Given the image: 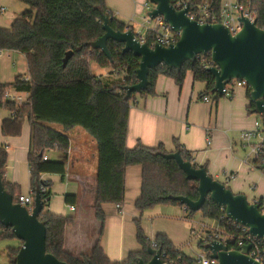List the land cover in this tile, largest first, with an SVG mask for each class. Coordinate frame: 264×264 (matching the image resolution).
<instances>
[{"label": "trees", "instance_id": "trees-1", "mask_svg": "<svg viewBox=\"0 0 264 264\" xmlns=\"http://www.w3.org/2000/svg\"><path fill=\"white\" fill-rule=\"evenodd\" d=\"M27 7L13 20L8 28L0 27V49L16 50L24 54L27 63L26 75H16L11 82H0V96L13 89L29 93L28 100L20 105L6 103L4 108L13 114L3 119L1 130L4 135H17L22 122H30V147L27 154L29 164L30 190L34 193L41 186L43 208L38 215L46 227V251L68 264H138L141 258L147 262L150 258L147 247L152 242L162 251L172 256L181 255L179 264H193V257L182 251H175L176 246L163 233H156L148 238L140 225V218L134 219L136 240L141 250L130 251L122 261H111L100 246L105 213L104 203L120 204L124 200L125 169L127 166L141 167L140 195L134 206L140 216L159 204H176L184 207L170 196H186L192 200L198 198L197 181L186 178L184 172L173 159H166L161 152H166L161 144L150 147L137 142L133 147L125 145L126 118L130 101L136 95L154 93L157 76L171 77L181 85L187 71L193 77L206 83V92L212 91L214 77L196 59L194 64L184 61L181 69L169 68L159 64L149 70L148 86L140 93H132L125 98V87L136 83V69L139 57L132 51H122L123 43L107 40L111 53L110 61L104 53L90 46V43L103 34L101 12L108 19L111 27L125 30L127 23L116 19L106 5L105 0H19ZM191 5L203 1L212 2V7L219 10L223 0H187ZM256 24L264 29V0H253ZM72 51L65 66L64 58ZM101 67H110L120 78L102 79L91 72V63ZM248 112L254 109L247 87ZM218 96L219 94L216 93ZM3 106L0 104V108ZM264 121V116H263ZM56 123L65 129L79 126L97 140L98 170L97 184L94 190L93 213L98 221L97 238L87 252L75 254L63 249L65 229L75 220L73 215L53 214L46 209L50 200V182L43 181L44 173L65 174L66 158L69 148L68 136L50 124ZM47 150H57L63 154L59 161L43 160ZM184 160H193L191 153L176 143ZM7 151L0 145V176L4 188L18 202L19 185L5 179ZM74 194H66L65 202L74 203ZM199 212L207 219L218 218L222 213L220 206L207 197ZM193 213L192 211L190 214ZM0 238H16L9 226L0 223ZM17 246L8 247V264H15V256L22 241ZM201 249L204 244L199 241Z\"/></svg>", "mask_w": 264, "mask_h": 264}, {"label": "crops", "instance_id": "crops-1", "mask_svg": "<svg viewBox=\"0 0 264 264\" xmlns=\"http://www.w3.org/2000/svg\"><path fill=\"white\" fill-rule=\"evenodd\" d=\"M145 1L105 0L107 7H116V11H112L115 17L120 15L126 23L141 14ZM226 1L229 0H223ZM26 7L19 0H0V27L8 28ZM110 71L113 73L112 68ZM26 73L24 54L16 50L0 49V82H11L16 75ZM246 89L229 85V94L216 96L212 91L206 92V83L195 79L190 70L186 72L181 85L171 77L159 75L155 80L153 94L136 95L130 101L125 145L133 147L141 142L156 147L161 144L166 152H170L176 151L178 143L191 153L193 162L197 166L206 167L214 179L225 182V173L235 172V177L226 181L234 193L245 194L246 186L256 183L258 191L262 192L258 197H264V172L260 167L244 162L246 151L241 147L240 131L251 126L252 115H256L254 109L252 112L247 110L249 101ZM204 95L208 100L203 99ZM10 116L8 108L0 109V145L7 151L5 179L18 184L21 195L29 196L31 190L27 154L30 147V122L28 119L22 122L19 134L4 135L1 130L2 121ZM50 126L68 136L69 148L64 175L49 172L41 175L44 181L50 182L48 211L74 216L75 224L65 229L63 249L81 254L90 249L98 232L99 223L93 213L98 170L97 140L79 126L69 129L56 123ZM45 155L53 161L63 157L57 150H50ZM124 187V200L119 208L114 203L102 204L105 220L100 246L111 261H122L130 251L141 250L134 225V219L140 215L134 206L141 187L139 165L126 167ZM66 194H74L77 199L74 203H66ZM253 197L257 195L252 194L250 198ZM58 198L64 202V208L53 205ZM68 205H73L74 209H69ZM84 207L91 210L92 218L85 220L86 217L81 216ZM179 208L182 218H187L185 208ZM177 224L180 226L179 232L164 226L156 230V233L165 234L176 247L183 239L191 237L193 227L192 223ZM154 236L152 234L150 238ZM18 240L14 246L19 244Z\"/></svg>", "mask_w": 264, "mask_h": 264}, {"label": "water", "instance_id": "water-1", "mask_svg": "<svg viewBox=\"0 0 264 264\" xmlns=\"http://www.w3.org/2000/svg\"><path fill=\"white\" fill-rule=\"evenodd\" d=\"M153 7L147 11L151 18L162 16L173 31L179 33L175 43L163 46H149L140 42L131 29L116 30L108 17L101 12L103 34L90 43L100 49L111 61L107 40L122 42V51H132L139 57L136 69V83L126 86L125 98L132 93H140L148 86L149 70L159 64L169 68L181 69L184 61L194 64L197 55L210 53L213 65L206 68L214 77L212 93L223 95L225 85L232 79H242L250 89V99L254 103V112L264 113V29L253 21L240 15L241 29L232 34L228 27L220 22L200 23L190 18L188 8L176 9L170 0H148ZM72 51L67 52L65 66ZM162 157L173 159L184 172L186 178L197 181L198 198L192 200L186 196H170L192 212L201 209L207 197L220 207H224L228 218L248 227L252 235L264 241V213L258 205L248 203L244 193H234L224 182L214 179L204 166H194L184 160L179 150L161 152ZM34 206L31 211L18 202L3 186L0 176V223L9 226L17 239L22 241L15 256V264H68L46 251V227L38 218L43 208L41 194L33 193ZM210 251V257L218 264H260L246 254L249 245L239 250H229L223 243L213 240L204 245ZM150 258L147 262L138 260V264H165L161 258V249L147 247ZM88 264H91L90 262Z\"/></svg>", "mask_w": 264, "mask_h": 264}, {"label": "built area", "instance_id": "built-area-1", "mask_svg": "<svg viewBox=\"0 0 264 264\" xmlns=\"http://www.w3.org/2000/svg\"><path fill=\"white\" fill-rule=\"evenodd\" d=\"M176 9L188 8V16L196 19L200 23L205 21L220 22L228 29L232 34H235L241 29L242 23L238 20L240 15L247 17L253 21L256 19L255 9L252 8L253 0H229L223 2L222 7L219 10L212 7V2L203 1L191 5L187 0H170ZM144 7L149 11L153 4L148 0L144 2ZM134 23V24H131ZM131 29L136 38L140 42H146L149 46L154 44H160L167 46L175 43L178 39L179 33L173 31L169 24L164 21L162 16H156L151 18L147 13L142 16L141 22H136L131 19L126 26V29ZM196 59L199 63L207 68L213 65L210 57V53H204L197 55ZM28 76L24 77L27 81ZM229 85L246 87V82L242 79H232L224 87V94H229ZM29 93L26 91H16L13 89L7 90L2 96H0V104L4 107L6 103H15L20 105L28 100ZM204 100H208L206 95L203 96ZM257 119L252 128L243 129L240 131L241 147L245 149L246 155L244 162L252 166H258L264 172V113H257ZM13 111H11V115ZM47 156H43V160H46ZM232 177V173H231ZM42 179V177H41ZM43 180V179H42ZM226 181L230 180L226 176ZM44 181V180H43ZM226 181L224 182L226 184ZM39 191L45 192L46 188L41 186ZM18 203L25 205L29 211L34 206L33 193L29 196L17 195ZM248 203L258 205L261 213H264V197L248 198ZM119 208L120 204H116ZM69 209L73 210V205H68ZM187 213V219L193 224L191 234L200 238V242L206 245L210 241L216 240L227 246L229 250H239L243 245H249V249L246 254L258 261L260 264H264V241L262 238L252 235L249 232L248 227L230 219L225 213L224 207H220L222 213L218 218L214 219H199L196 220L194 212L190 214V210L184 207ZM152 247L156 248V243L152 242ZM160 249V248H159ZM175 251L180 252L179 247L175 248ZM210 251L207 249H201L199 252H195L193 257V264H218L216 258L210 257ZM161 258L165 264H179L181 261V255L178 253L175 256L161 250Z\"/></svg>", "mask_w": 264, "mask_h": 264}, {"label": "rangeland", "instance_id": "rangeland-1", "mask_svg": "<svg viewBox=\"0 0 264 264\" xmlns=\"http://www.w3.org/2000/svg\"><path fill=\"white\" fill-rule=\"evenodd\" d=\"M108 8L109 10L113 12L116 11V7H113V8L108 7ZM146 13H147V8L143 7L141 14L137 15L134 20L136 22H141L142 16L145 15ZM116 19H118L121 22L126 23L125 20L122 17H120V15L119 16L117 15ZM91 72L94 75L102 79L109 78V77L111 79H117L121 77L120 74L111 73L110 68L101 67L94 62L91 63ZM252 116H253L252 125L244 129H249L253 127L257 119V116L255 114H253ZM49 151L50 150H47L46 153ZM225 174L230 179L235 177V172H233L232 177H231L230 171L226 172ZM60 183H63V182H60ZM255 184L256 183H250L249 185L246 186V189L244 192H245V195L248 196L249 198L252 196V194H256L258 196L262 193L258 191L257 186ZM54 204L57 207L61 206L62 208H64V202L62 201V199L60 200V198L56 199V201L53 202V205ZM179 207L180 205H176V204H159L145 211L142 216L138 215L139 216L138 218H140V225L144 231V234L148 238H150L152 234H156L157 232L156 230L158 228H161L162 226L167 227L171 231L179 232L180 226L177 223L183 222L184 225H190L191 224L190 220H188L185 217L182 218ZM46 209L48 210V204L46 206ZM81 211H82L81 216L86 217L85 220H87L88 218H92L91 210H89L87 207L86 208L84 207L83 209H81ZM196 213L197 214H194V217L196 220L204 219V217L202 216L201 213H199V211H197ZM75 221L76 220H74L72 225L75 224ZM17 240H18L17 238H0V264H8L7 249L8 247H13ZM199 240L200 238L191 235L190 238L183 239L182 243H180L178 247L181 249V251L184 254L189 255V256H194L195 252L201 251V248L199 246Z\"/></svg>", "mask_w": 264, "mask_h": 264}]
</instances>
